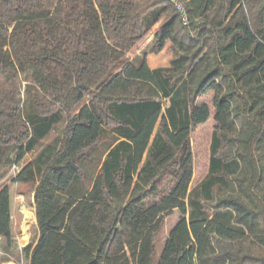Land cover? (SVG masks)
<instances>
[{"label": "trees", "instance_id": "1", "mask_svg": "<svg viewBox=\"0 0 264 264\" xmlns=\"http://www.w3.org/2000/svg\"><path fill=\"white\" fill-rule=\"evenodd\" d=\"M181 1L186 24L169 0H0V166L21 162L0 189V241L14 242L16 185L35 207L12 216H30L21 245L37 227L26 264H180L204 223L194 264H264V0Z\"/></svg>", "mask_w": 264, "mask_h": 264}, {"label": "rangeland", "instance_id": "2", "mask_svg": "<svg viewBox=\"0 0 264 264\" xmlns=\"http://www.w3.org/2000/svg\"><path fill=\"white\" fill-rule=\"evenodd\" d=\"M154 31V27L151 31L147 33L145 38L140 41L132 50H130L127 54L129 56L133 55L136 52H140V50L145 46V44L151 39L152 33ZM168 52L162 51L161 56H159L157 65H163L165 64ZM150 65L153 67L154 63L149 62ZM199 101L201 102H207L209 103V109H210V116L208 120L204 123L199 125L190 135V142L192 146V153H193V177L191 180V185L197 183L205 174L207 171V164H208V157H209V142L211 138V133L213 129V115H214V109L212 105L210 104L211 101V94L203 95L199 98ZM160 115V111L154 115L153 123H152V130L155 127L156 120L158 119V116ZM14 154H12L13 156ZM28 158V155L25 156V159ZM17 168H13L12 165L10 167H2L0 166V185L4 183H10L11 177L14 175V173L19 169L21 166V162L19 164H16ZM3 175V176H2ZM2 176V177H1ZM18 191L16 189V185L11 186V195L12 197L14 194ZM17 194V193H16ZM19 195V194H17ZM23 198L18 197L15 199L16 203V212L19 211L22 207V204H25L29 208H33L32 199L29 197V194L22 195ZM14 203V204H15ZM187 215V208L184 206L174 210L171 215L168 216V218L165 221V225L163 228V231L158 239V249L160 250L161 246L163 245V242L168 237V234L172 227L181 219L186 218ZM11 223L13 227V239L14 242L11 243V245L8 248V251L5 250L4 244H0L3 255L0 257V264H26V260L22 257V250L24 246H26L29 243H35L38 237V231L37 227L30 230V238L27 240V242L23 245L20 243L23 241V238H21L22 231L20 230L19 226L14 222V219L11 218ZM24 223V219H23ZM22 223V224H23ZM211 223H204L201 225V227L198 230H195L193 226H188L189 232H190V238L191 243L194 246V255L196 252L201 251L204 249L205 244L203 240L204 231L209 227ZM189 245H186L180 249V264H194V256L191 258L189 257Z\"/></svg>", "mask_w": 264, "mask_h": 264}, {"label": "crops", "instance_id": "3", "mask_svg": "<svg viewBox=\"0 0 264 264\" xmlns=\"http://www.w3.org/2000/svg\"><path fill=\"white\" fill-rule=\"evenodd\" d=\"M155 28H156V26H154V31H155ZM154 31H153V33H154ZM152 33V34H153ZM134 48V47H133ZM132 48V49H133ZM131 49V50H132ZM139 52H136V53H134L133 55H131L130 57H133L135 54H138ZM159 56H161V53H159V54H157V55H155V54H148L147 56H146V62H147V64L148 65H150L149 64V62H152V63H154V66L153 67H151V66H149V68H151V69H153V68H156V67H160V66H167L168 65V59L170 58V53L168 54V56H166L167 57V60H166V62H165V64H163V65H157L156 63L158 62V57ZM9 183H4V184H2V185H0V189L2 188V187H4V186H6V185H8ZM12 186V185H11ZM14 196H16V197H12V195H11V205H10V219L11 218H13L12 216H13V214L16 212L15 210H16V203L14 202L15 201V199H17L18 197H20V198H23V196L21 195V194H19V195H17L16 193L14 194ZM31 199H32V204H33V208H35L34 207V201H33V198L31 197ZM15 203V204H14ZM12 224V223H11ZM22 227H24L25 228V230H26V221H24V223L22 224V226H21V229L20 230H22ZM28 236V233H27V230H26V237ZM26 237L23 239V241L26 239ZM36 243V242H35ZM0 244H4V242L3 241H0ZM27 263H28V261H27Z\"/></svg>", "mask_w": 264, "mask_h": 264}, {"label": "built area", "instance_id": "4", "mask_svg": "<svg viewBox=\"0 0 264 264\" xmlns=\"http://www.w3.org/2000/svg\"><path fill=\"white\" fill-rule=\"evenodd\" d=\"M173 5L174 7L176 8V10L180 13L181 15V21L183 22V24H186L187 23V17H186V14H185V8H184V5H183V2L181 0H169ZM13 168H17V166L14 164L12 165ZM3 255V251H2V248L0 246V257Z\"/></svg>", "mask_w": 264, "mask_h": 264}, {"label": "bare ground", "instance_id": "5", "mask_svg": "<svg viewBox=\"0 0 264 264\" xmlns=\"http://www.w3.org/2000/svg\"><path fill=\"white\" fill-rule=\"evenodd\" d=\"M29 217H30V216H29V213L26 212V213L24 214V221H27V220L29 219ZM21 231H22V233H21L20 236H21V238L24 239V238L26 237V230H25L24 227H22V230H21ZM26 238H27V237H26Z\"/></svg>", "mask_w": 264, "mask_h": 264}, {"label": "water", "instance_id": "6", "mask_svg": "<svg viewBox=\"0 0 264 264\" xmlns=\"http://www.w3.org/2000/svg\"><path fill=\"white\" fill-rule=\"evenodd\" d=\"M34 212H35V208H34ZM36 225H37V221H36Z\"/></svg>", "mask_w": 264, "mask_h": 264}]
</instances>
